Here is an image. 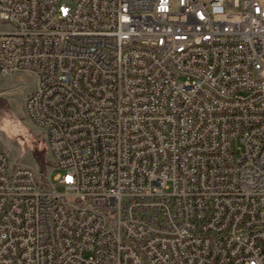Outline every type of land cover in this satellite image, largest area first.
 <instances>
[{"label":"built area","instance_id":"2783aa9c","mask_svg":"<svg viewBox=\"0 0 264 264\" xmlns=\"http://www.w3.org/2000/svg\"><path fill=\"white\" fill-rule=\"evenodd\" d=\"M0 24L52 161L0 147V264H264V0H0Z\"/></svg>","mask_w":264,"mask_h":264},{"label":"rangeland","instance_id":"374dc122","mask_svg":"<svg viewBox=\"0 0 264 264\" xmlns=\"http://www.w3.org/2000/svg\"><path fill=\"white\" fill-rule=\"evenodd\" d=\"M7 26L0 24V30ZM36 86V77L21 72L0 78V147L11 162L36 169L45 179L52 171V161L43 130L26 117L25 99ZM58 171H53L55 177ZM58 193L64 189L56 187Z\"/></svg>","mask_w":264,"mask_h":264}]
</instances>
